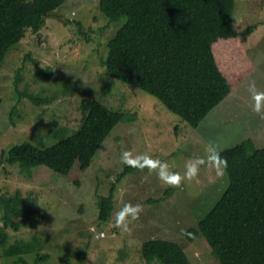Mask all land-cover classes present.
<instances>
[{
    "label": "rangeland",
    "instance_id": "374dc122",
    "mask_svg": "<svg viewBox=\"0 0 264 264\" xmlns=\"http://www.w3.org/2000/svg\"><path fill=\"white\" fill-rule=\"evenodd\" d=\"M99 2L69 0L39 33L28 30L0 68V155L1 150L25 141L39 147L57 143L61 134H54L56 130L80 126L82 98H94L125 114L81 178L80 187L46 166L34 168L29 175L18 165L0 164V191L13 194L21 190L37 203L27 202L36 210L37 225L19 232L10 229V244L23 240L32 246L24 255L28 264H107L109 260L112 264H146L142 244L166 239L181 245L193 264H221L205 237L191 241L186 232L197 227L221 198L228 187L227 174L218 177L205 164L195 179L172 187L156 173L139 169L117 183L125 170L120 157L124 151L133 156L147 153L183 175L186 163L206 156L209 142L224 150L253 139L257 148L264 147V112H254L248 91L254 80L257 90L264 92V0H236L235 30L242 33L249 26L255 28L252 34L243 35L255 70L197 129L156 97L106 75L102 60L108 40L126 19L110 23L101 14ZM32 60L52 67L54 78L47 83L36 80ZM18 73L21 81L16 84ZM70 82L77 85L76 93L64 85ZM30 96L52 102L38 105ZM112 183L117 186L115 209L108 221H101L99 198L109 195ZM126 203L142 204L144 211L130 231L122 232L114 226L115 214ZM44 256L46 260L41 259ZM0 264L20 263L4 257L0 248Z\"/></svg>",
    "mask_w": 264,
    "mask_h": 264
},
{
    "label": "trees",
    "instance_id": "16d2710c",
    "mask_svg": "<svg viewBox=\"0 0 264 264\" xmlns=\"http://www.w3.org/2000/svg\"><path fill=\"white\" fill-rule=\"evenodd\" d=\"M68 1L0 0V68L28 30L39 33L47 19L63 11ZM235 3L236 0H100L99 10L110 23L126 19L108 40V52L102 60L106 75L156 97L197 129L255 70L243 41V35L252 34L255 28L249 26L242 33L235 30ZM78 25L82 28L81 22ZM32 61L36 80L47 83L54 78L52 67ZM20 81L18 73L16 84ZM64 85L71 94L76 93L75 83ZM30 98L38 105L52 102ZM79 110L80 126L56 130L54 134H61L57 143L39 147L25 141L3 149L0 164L18 165L29 175L34 168L46 166L56 176L69 177L80 187L81 178L125 114L94 98H82ZM70 131L73 132L69 134ZM221 155L228 161V187L186 236L191 241L200 235L205 237L221 264H264V147L257 148L253 139H245L222 150ZM3 170L8 174L6 168ZM137 170L125 165L117 183L128 172ZM116 190L112 183L109 195L99 198L101 221L111 218ZM28 201L37 206L21 190L13 194L0 191V248L4 257L15 258L20 264H28L24 255L33 248L23 240L10 244L9 230L19 232L23 227L37 225L36 210L27 206ZM142 254L146 264H193L181 245L166 239L145 241Z\"/></svg>",
    "mask_w": 264,
    "mask_h": 264
},
{
    "label": "clouds",
    "instance_id": "9594fccd",
    "mask_svg": "<svg viewBox=\"0 0 264 264\" xmlns=\"http://www.w3.org/2000/svg\"><path fill=\"white\" fill-rule=\"evenodd\" d=\"M248 91L254 101V112L261 114L264 112V92L257 90L254 80L249 82ZM221 151L222 149L219 145L209 142L205 148L206 156L193 158L186 163L183 175L179 172L172 171L171 165L168 162L154 159L147 153L133 156L130 151H124L120 159L123 164L129 167L138 168L141 171L147 168L150 174L153 172L156 173L158 178L169 186L180 187L185 180L191 181L195 179L199 173L200 167L205 164L210 168H214L218 177H224L226 175L228 161L221 155ZM143 211L144 206L142 204L126 203L115 214L114 226L122 232L130 231V225L140 218ZM107 264H112L111 260H109Z\"/></svg>",
    "mask_w": 264,
    "mask_h": 264
},
{
    "label": "crops",
    "instance_id": "0c3cea01",
    "mask_svg": "<svg viewBox=\"0 0 264 264\" xmlns=\"http://www.w3.org/2000/svg\"><path fill=\"white\" fill-rule=\"evenodd\" d=\"M197 253V252H196Z\"/></svg>",
    "mask_w": 264,
    "mask_h": 264
}]
</instances>
